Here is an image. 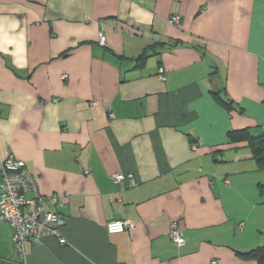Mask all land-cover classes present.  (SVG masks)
Listing matches in <instances>:
<instances>
[{"label": "crops", "instance_id": "1", "mask_svg": "<svg viewBox=\"0 0 264 264\" xmlns=\"http://www.w3.org/2000/svg\"><path fill=\"white\" fill-rule=\"evenodd\" d=\"M239 131L264 139V0H0V159L66 241L23 261L0 222V264H255L264 162Z\"/></svg>", "mask_w": 264, "mask_h": 264}, {"label": "built area", "instance_id": "2", "mask_svg": "<svg viewBox=\"0 0 264 264\" xmlns=\"http://www.w3.org/2000/svg\"><path fill=\"white\" fill-rule=\"evenodd\" d=\"M168 22L177 25L179 18L172 17ZM104 41V36L99 35V43L103 45ZM157 76L161 81L165 80L162 68L158 69ZM191 148L194 150L196 145ZM112 178L116 184L127 182L129 187L134 186L130 173H115ZM58 200L56 196L45 198L39 194L36 180L27 171L24 161L13 155L0 159V222L9 225L14 252L21 260L25 259V243L28 240L39 245L41 239L47 236L56 239L59 245L66 244L61 235L65 221L51 210ZM131 227L129 221H111L106 225V231L108 234H119ZM168 237L177 246L185 243L176 223L171 224ZM211 264L217 262L212 261Z\"/></svg>", "mask_w": 264, "mask_h": 264}, {"label": "trees", "instance_id": "3", "mask_svg": "<svg viewBox=\"0 0 264 264\" xmlns=\"http://www.w3.org/2000/svg\"><path fill=\"white\" fill-rule=\"evenodd\" d=\"M231 141L247 140L248 145L255 156L257 162H264V139L262 136H251L248 131H239L230 135ZM255 261V264H264V245L257 247L251 252L244 254Z\"/></svg>", "mask_w": 264, "mask_h": 264}]
</instances>
